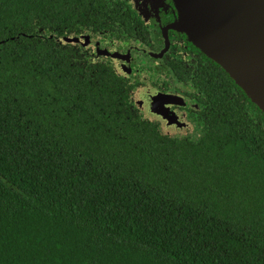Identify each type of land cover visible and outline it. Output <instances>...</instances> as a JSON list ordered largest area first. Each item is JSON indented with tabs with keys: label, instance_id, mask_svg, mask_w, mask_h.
<instances>
[{
	"label": "trees",
	"instance_id": "16d2710c",
	"mask_svg": "<svg viewBox=\"0 0 264 264\" xmlns=\"http://www.w3.org/2000/svg\"><path fill=\"white\" fill-rule=\"evenodd\" d=\"M129 27L108 0H0V264H264V114L212 62L207 125L170 136L57 41Z\"/></svg>",
	"mask_w": 264,
	"mask_h": 264
},
{
	"label": "flooded vegetation",
	"instance_id": "af4514ba",
	"mask_svg": "<svg viewBox=\"0 0 264 264\" xmlns=\"http://www.w3.org/2000/svg\"><path fill=\"white\" fill-rule=\"evenodd\" d=\"M108 2L127 16L129 28L91 30L57 41L83 49L115 71L132 93L135 109L146 118L151 109L164 112L167 118L159 120L166 134L192 138L209 120L205 88L212 81L208 72L213 61L176 29L179 14L174 0ZM67 38L77 41L66 42Z\"/></svg>",
	"mask_w": 264,
	"mask_h": 264
},
{
	"label": "water",
	"instance_id": "95a60500",
	"mask_svg": "<svg viewBox=\"0 0 264 264\" xmlns=\"http://www.w3.org/2000/svg\"><path fill=\"white\" fill-rule=\"evenodd\" d=\"M174 3L179 14L176 29L185 32L264 114V0H174ZM151 111L145 112L147 118L163 130L159 119L163 120V116L166 119V114Z\"/></svg>",
	"mask_w": 264,
	"mask_h": 264
}]
</instances>
